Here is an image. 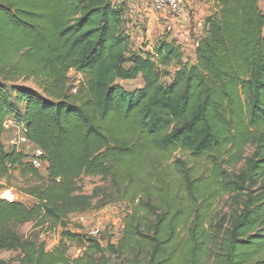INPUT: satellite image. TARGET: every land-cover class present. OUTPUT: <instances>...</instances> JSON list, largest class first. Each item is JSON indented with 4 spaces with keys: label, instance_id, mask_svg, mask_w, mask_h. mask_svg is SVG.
Segmentation results:
<instances>
[{
    "label": "trees",
    "instance_id": "trees-1",
    "mask_svg": "<svg viewBox=\"0 0 264 264\" xmlns=\"http://www.w3.org/2000/svg\"><path fill=\"white\" fill-rule=\"evenodd\" d=\"M120 5L0 0V179L18 172L28 179L20 192L34 200L28 207L0 198V252L18 253L17 264H264L259 0H215L193 63L173 40L132 51ZM71 71L86 76L75 90ZM137 78L143 85L134 91L116 83ZM9 116L43 152L45 178L26 151L5 150ZM176 152L213 157L215 166L195 176L187 161L169 163ZM225 163L242 167L229 178ZM83 176L105 185L85 194ZM218 195L236 205L212 224L207 209ZM114 202L129 207L116 243L103 247L68 229L70 216ZM28 223L61 229L58 244L46 250L37 237L23 239L16 227ZM66 242H80L81 255L70 258Z\"/></svg>",
    "mask_w": 264,
    "mask_h": 264
},
{
    "label": "rangeland",
    "instance_id": "rangeland-1",
    "mask_svg": "<svg viewBox=\"0 0 264 264\" xmlns=\"http://www.w3.org/2000/svg\"><path fill=\"white\" fill-rule=\"evenodd\" d=\"M203 1V0H202ZM211 1L205 0V8L203 9L201 18L193 21L190 17L188 26L182 30L180 28L182 24L172 21L173 18L165 13L153 12L149 13L148 7L141 4H135L131 0H112L115 4H121L124 8V15L126 19L125 31L128 34L131 42V49L134 52H153L154 46L161 41H175L182 47L183 58L185 62H194V49L197 40L204 36V21L211 11ZM259 5L264 13V2H259ZM195 8L193 9L194 12ZM188 11V7H187ZM196 11V10H195ZM197 12V11H196ZM174 22V23H172ZM176 25V27H175ZM170 74L173 73V69H169ZM68 82L75 90L86 82V76L83 74H77L71 71L68 75ZM170 77H164L163 82L168 83ZM116 83L120 85L126 91H134L142 87L143 82L141 78H137L131 81L117 80ZM17 85L31 90H38L33 81L17 82ZM8 86V85H7ZM21 136V126L15 120L13 116H9L5 121V128L2 134V144L6 151L16 149L18 151H28L32 153V148L21 145H15L18 138ZM249 153L248 148L244 150V155ZM180 159L187 161L189 167L193 169L195 176L208 177L214 168L213 157L204 156L201 158H194L191 155L181 152H176L169 161L174 159ZM242 167V163L239 164H223L221 170L231 178L233 174L238 173ZM40 175L45 178L46 174L44 169H39ZM27 178H21L18 172H14L11 178L0 179V198L7 196L10 201L20 202L28 207L34 204V200L20 192V188L25 184ZM82 191L85 194H91L95 187L104 186L99 177H82L79 181ZM236 205L235 200L231 196L218 195L209 204L206 217L208 221L215 224L220 217L224 214H229L232 208ZM129 212V207L124 202H114L106 205L99 210H90L84 214L72 215L68 218V229L70 231H77L90 234L94 230H98L96 235L101 240L103 247H106L110 243H116L121 236L123 229V221L126 214ZM17 233L23 239H30L37 237L40 242L45 244L46 250H52L60 240L61 229L57 228L55 231L40 230L34 227L32 223L24 224L16 227ZM68 253L70 258H76L81 255L83 251V245L80 242L68 243ZM18 253L13 252H0V261L7 264H17L16 257ZM115 264H119V260Z\"/></svg>",
    "mask_w": 264,
    "mask_h": 264
},
{
    "label": "built area",
    "instance_id": "built-area-1",
    "mask_svg": "<svg viewBox=\"0 0 264 264\" xmlns=\"http://www.w3.org/2000/svg\"><path fill=\"white\" fill-rule=\"evenodd\" d=\"M135 4H141L145 7H148L149 9L160 12V13H167L169 14L173 19L180 20V18L185 14L187 11L188 3L192 0H131ZM259 2H264V0H259ZM20 125V124H19ZM21 126V136L18 138V140L15 142V145H21L25 147L32 148V153H28L31 155V164L36 169H44L45 168V162L42 160L43 152L36 147H33L30 142L28 141L25 129ZM5 128V125H4ZM9 195V193L7 192ZM7 196H4L3 199H6L10 201V199ZM98 233V230H94L90 233L92 236H96Z\"/></svg>",
    "mask_w": 264,
    "mask_h": 264
},
{
    "label": "crops",
    "instance_id": "crops-1",
    "mask_svg": "<svg viewBox=\"0 0 264 264\" xmlns=\"http://www.w3.org/2000/svg\"><path fill=\"white\" fill-rule=\"evenodd\" d=\"M214 4H215V0H212L210 12H212L214 10ZM204 6H205V0H203V1L202 0H192L191 2L188 3V11L185 12V14L180 18V20L173 19L172 21L175 20L176 21L175 23H179V24L181 23L182 26L180 28H182V30H184L189 24L190 17H192L193 21L195 20V23H196V21H198L201 18L203 9L205 8ZM194 8L197 12L195 10L193 12ZM148 11L151 14L153 12H156L153 10H148ZM157 13H160V12H157ZM161 14H164V13H161ZM172 23H174V22H172ZM175 27H176V25H175Z\"/></svg>",
    "mask_w": 264,
    "mask_h": 264
}]
</instances>
